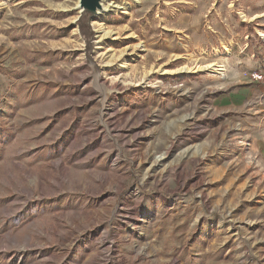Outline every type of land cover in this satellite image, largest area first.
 <instances>
[{"label":"rangeland","instance_id":"1","mask_svg":"<svg viewBox=\"0 0 264 264\" xmlns=\"http://www.w3.org/2000/svg\"><path fill=\"white\" fill-rule=\"evenodd\" d=\"M106 1L0 0V264H264V0Z\"/></svg>","mask_w":264,"mask_h":264},{"label":"bare ground","instance_id":"2","mask_svg":"<svg viewBox=\"0 0 264 264\" xmlns=\"http://www.w3.org/2000/svg\"><path fill=\"white\" fill-rule=\"evenodd\" d=\"M113 5V4H112ZM110 3H108L107 1L104 4V0H100V7H98L96 9V11L92 12L91 14H99L101 12H106L107 10L110 9V6H112ZM82 11L86 12V13H90L88 11H86L83 7H80ZM128 7H125V10H123V12H127ZM98 33V34H97ZM109 34V31H105V30H101V29H96L92 32V34L90 35V37L88 39H86V42L88 44V46L90 45L91 39H95V43L96 44H100L102 42V40L104 38H106V36ZM94 43V42H93ZM100 47V45H98ZM168 72V71H167ZM161 157V155L159 156Z\"/></svg>","mask_w":264,"mask_h":264},{"label":"water","instance_id":"3","mask_svg":"<svg viewBox=\"0 0 264 264\" xmlns=\"http://www.w3.org/2000/svg\"><path fill=\"white\" fill-rule=\"evenodd\" d=\"M80 6L92 13L100 7V0H80Z\"/></svg>","mask_w":264,"mask_h":264},{"label":"built area","instance_id":"4","mask_svg":"<svg viewBox=\"0 0 264 264\" xmlns=\"http://www.w3.org/2000/svg\"><path fill=\"white\" fill-rule=\"evenodd\" d=\"M254 77L257 80H264V73L255 72Z\"/></svg>","mask_w":264,"mask_h":264}]
</instances>
